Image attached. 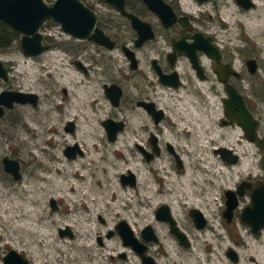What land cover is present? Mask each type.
I'll return each instance as SVG.
<instances>
[{"label":"rangeland","instance_id":"obj_1","mask_svg":"<svg viewBox=\"0 0 264 264\" xmlns=\"http://www.w3.org/2000/svg\"><path fill=\"white\" fill-rule=\"evenodd\" d=\"M46 1L51 4L54 0ZM84 1L101 15L108 16L106 0ZM256 4L255 8L244 11L229 7L212 12L210 28L225 52L234 54L236 67L247 79L242 83L247 88L243 93L259 119L258 140L255 141L246 137L236 121L223 122L228 120L221 101L226 95L223 90L202 94L205 103L202 102L201 106L198 96L187 91L172 92L156 83L150 60L159 55L157 48L165 49L162 43L149 41L137 50L139 64L137 70H133L119 49L105 50L103 53L112 56L107 60L100 56L101 48L87 44V41L82 45L65 33L56 21L49 19L40 27V32L51 48L42 54H24L20 46L21 33L9 46L0 47V60L9 72L7 80L0 77V91L21 90L39 96L36 105L15 104L0 117V195L4 199L0 197V201L7 207L6 210L0 209V264L11 248L28 258L30 264H86V259L121 264L118 253L125 248L115 232V224L120 220L128 222L136 235L147 224L155 226L159 242L152 245L162 264L230 263L225 255L227 239L222 240L221 246L212 240L215 234L222 233L220 221L213 218L210 223L214 228L196 229L188 210L192 206L202 207L205 196L207 210L214 208L223 187L233 185L249 173L258 172L260 165L264 164L260 151L264 147V0H256ZM133 33L128 26L126 41L130 46ZM78 53L84 55L85 63L91 66L86 74L72 61ZM249 57L258 60V71L254 74L243 68L245 59ZM147 78L155 84L153 89L147 85ZM111 80L118 81L123 88L118 107L113 106L103 87V82ZM81 83L87 87L88 93L82 95L79 92ZM145 93L165 111V119L158 125V136L163 146L169 142L179 152L184 163L180 172L166 150L147 161L136 147L137 142L145 143L148 129L152 128L147 113L136 105L137 98L145 96ZM108 117L125 122V128L112 141L102 124ZM83 119L92 125L91 131L98 134V139L81 136L87 124L82 123ZM68 121L74 123L73 130L65 129ZM122 142L125 147L116 149ZM75 143L82 153L69 158L64 148ZM91 143H102L103 148L96 153L111 155L117 164L111 170L104 169L103 173L91 170L88 181L91 180L96 188L103 183L98 178L99 174L106 176L109 194L115 189L124 193L120 208L110 204V196L89 205L81 199L86 187L77 188L76 181L83 173L78 161L86 158L85 166L91 163L87 160ZM192 143L196 145L193 147ZM220 147L238 155V161L226 162L216 151ZM4 156L18 160L20 179H14L4 169ZM205 156L212 158L211 167L207 168ZM44 159L51 165L48 169L43 168ZM195 165L200 169L201 177L188 180V173ZM164 169L170 173L168 181L164 177ZM128 171L136 176L135 185L122 184L120 174ZM140 175L146 176L144 184L140 183ZM214 178L217 181L211 183ZM71 183L76 189L67 192L75 201L77 211L71 210V200L64 192ZM92 196L93 193L90 194ZM129 197L137 201V205L132 202L126 204ZM52 198L56 201V209L50 205ZM161 202L169 203L174 210L180 225L187 231L190 246L179 244L163 223L155 221L154 212ZM80 212L84 218L78 217ZM210 212L213 211L210 209ZM21 214L25 215L23 219L28 231L15 228L18 224L16 216ZM82 225L86 228L83 235ZM66 226L72 230L71 236L59 233V228ZM108 230H113L114 234L107 237ZM99 236L102 244L98 242ZM50 241L53 243L47 247ZM73 242L86 245L87 250L72 251ZM256 249L244 250L241 264H252L248 257L250 254L259 259L264 251ZM130 256L136 258L132 253Z\"/></svg>","mask_w":264,"mask_h":264},{"label":"flooded vegetation","instance_id":"obj_2","mask_svg":"<svg viewBox=\"0 0 264 264\" xmlns=\"http://www.w3.org/2000/svg\"><path fill=\"white\" fill-rule=\"evenodd\" d=\"M82 1L85 3L84 0ZM162 2L169 6L175 15L173 21H171L169 25H164L158 15L143 0H124L123 11L118 8L111 0H106V8L109 10L108 16L101 15L97 9H94L85 3L96 13L95 27H97L102 32L103 36L107 38V41L109 43H112L113 45L112 47H109L105 44H100L90 36L86 38H77L74 36L72 37H74L76 41L81 42L82 45L87 41V44H94L96 47L101 48L102 53H100V56H105L107 60H111L112 56L110 55V53H103L105 50L111 52L114 49H119L123 53V56L127 59L130 68L133 70H137L139 64V60L136 56L137 50H139L144 44L148 43L149 41L162 43L165 45V49L162 50L161 48H157V50L160 51L159 55L157 57L155 56L151 58L150 60V66L154 73L157 84H161V86L166 87L172 92L187 91L191 94H194L193 96H198L197 101L201 106L202 102L205 103L204 99L202 100V94L206 92H220V90H223L226 94L221 98L223 104L224 99L228 98L229 96L226 90V85H232L239 93L242 94L246 107L258 120L259 126V119L255 116L253 107L250 105L249 100H247L246 95L243 93L247 89L242 84L246 77H244L236 67L234 54L225 52L224 46L219 42L216 34L213 33L210 29L212 12H220L222 8L229 7H235L239 10L244 11L247 9L255 8L257 6L256 0H162ZM247 3L250 4L249 7L246 6ZM128 13L133 14L141 21L149 24L150 29L152 30L153 37L144 41L139 46L135 45V40L138 38V31L132 26V19L128 15ZM128 26L131 27L134 32L131 46L126 41V30ZM94 32L95 30L92 31V33ZM202 40H204L205 43L209 45L211 50H217V53H209L206 50L202 49ZM42 42L43 44L48 45L47 50L51 48V45L43 38V35ZM125 47L134 52V56L136 58L135 68L131 67V61L124 52ZM81 49H83V46H81ZM249 58H253L256 60V70L254 72H250L248 68L247 60ZM249 58L245 59L243 68L245 67L250 74H254L258 71V60L254 57ZM72 61L76 65V67L83 73L86 74L88 70H90L89 68L91 66L90 64L85 63L84 55L78 53ZM161 76L163 77V80H161ZM146 80L147 85L151 86V89H153L155 84L152 83L148 78ZM111 85H116L121 89L119 103L118 105H113L115 107H118L123 96V88L121 87L119 82L115 80L103 82L105 93L106 88L110 87ZM144 91L146 92L147 89H145ZM196 99L197 98H195L194 101H196ZM140 102H153L156 109H162L164 115L161 120L155 122L153 115H151L147 111L143 104H139ZM136 105L147 113L149 119L152 122V128L148 129L145 143L137 142V149L147 161L155 159L164 150H166L174 158L177 166V171L180 172L181 170H183L184 163L179 152L171 143L165 142V145L163 146L159 140L158 132L160 131V129L158 128V125L165 119V111L163 107L157 104V102L153 100L150 95H148V93H145V96H140L139 98H137ZM6 109L10 108L6 107L5 111ZM226 121H229L230 123L234 122L231 121L229 117L228 120H223V122ZM123 123L125 128V122L123 121ZM257 131L258 130H256V137L253 141L258 140ZM152 135L156 136V141L154 144L150 140ZM139 136H141V133L139 134ZM260 151L263 157L264 147H262ZM145 153H148L151 158L147 159ZM178 159L181 164L178 163ZM258 187H261L259 190H257L258 193L264 195V164L260 165V170H258V172L249 173L238 179L233 185L223 187L219 193V201L214 208H209V211L207 210V200L205 196L204 199H202V207L192 206L188 210V216L191 218L193 226L196 229L205 231L209 227L214 228L210 223L213 218H217L220 221L222 233L218 232V235L215 234L212 237V240L215 241L216 245L221 246L222 240L224 238L227 239V244L225 246V255L230 263L225 262L224 264H241V253L244 250L253 249V247H257V249L260 248L258 250L260 252L264 251V225L257 224L255 226H252L246 222V218L252 216V213L246 212V210L249 208L259 209L258 213L255 214V217H257L258 219L264 218V212H261L264 211V205L254 207L251 200L253 191ZM230 199L231 201H229ZM164 204L169 207V212L173 219V224L168 220L159 219L156 216L158 207ZM195 209L200 211L202 215V220L204 221V225L202 227H197L196 222L194 221L192 211H194ZM210 209L213 212H210ZM154 218L157 223H163L167 227L169 233L177 240V242H179V244L182 243L180 242L177 234L172 231V228H174L177 232L184 233V235L186 236L185 239L188 241V244L184 246H190V240L187 231L180 225L179 219L175 216L174 210L169 203H159V205L155 209ZM120 221L115 224V232L119 235L122 246L123 248H125V250L122 249L118 253L119 258L121 259V264H146L143 260V254L152 257L153 263L149 264H162L158 259L159 253H156L154 251L155 247L153 248L152 245L159 242V232L156 230L155 226L152 224L143 226L140 229L139 235H136L134 232V236L138 239L139 243L145 246L144 253L142 254L135 250L132 245L124 244L117 228V224ZM147 226L151 227V231L156 236L155 240L146 239L143 236V231ZM108 234H110L109 236H111L114 234V231L108 230V232L106 233L107 237H109ZM98 242L100 244L103 243L102 237H98ZM229 250L233 252V258L230 257L228 253ZM130 253L134 254L136 258L133 259L130 256ZM248 257L252 261V264H264V252L261 254V257L259 259H256L252 254H250Z\"/></svg>","mask_w":264,"mask_h":264},{"label":"water","instance_id":"obj_3","mask_svg":"<svg viewBox=\"0 0 264 264\" xmlns=\"http://www.w3.org/2000/svg\"><path fill=\"white\" fill-rule=\"evenodd\" d=\"M118 8L123 11L124 0H111ZM160 18L164 25H169L174 19V13L172 9L164 4L162 0H143ZM250 6L249 3L246 4ZM132 19V26L138 31V38L135 40V45L139 46L144 41L151 39L153 36L152 30L149 24L141 21L138 17L128 13ZM49 19L56 21L62 28V30L71 36L77 38L91 37L100 44H105L112 47V43L107 41V38L103 36L102 32L95 27L96 24V13L88 7L82 0H54L51 4L45 0H0V20L5 21L13 28L21 33L20 46L24 54L30 56H37L48 49L47 44L42 42V34L40 32L41 25ZM95 30L94 33L92 31ZM202 49L209 53H217V50H211L209 45L202 40ZM124 52L131 61V67H136V58L134 52L127 47L124 48ZM247 65L250 72L256 70V60L249 58ZM84 68V67H82ZM221 74V73H220ZM9 76L8 69L4 62L0 60V77L7 80ZM161 80L163 77L161 76ZM228 98L224 99V112L231 121H236L244 130L246 137L249 140H254L256 137V130L258 127V120L253 116L250 110L246 107L244 98L236 88L232 85H226ZM106 93L110 98L113 105H118L119 98L121 96V89L116 85H111L106 88ZM38 95L34 92H27L21 90H1L0 91V116L4 114L5 108H11L14 104H31L36 105L38 103ZM143 104L147 111L153 115L155 122L161 120L164 115L162 109H156L153 102H140ZM103 126L106 129V133L109 140H114L117 133L124 128L123 121H116L108 118L103 120ZM66 130H73L74 123L68 121L65 125ZM150 140L154 144L156 136L152 135ZM156 149V148H155ZM157 150V149H156ZM224 160L233 163L238 160V155L232 153V151L226 147H220L216 149ZM64 153L69 158H74L77 154L82 153L80 146L75 143L73 145H67L64 148ZM147 159L151 156L145 153ZM178 158V157H177ZM4 169L11 173L14 179L21 178L20 165L18 160L4 156L2 158ZM178 163L181 162L178 159ZM120 180L122 184L134 185L136 178L134 173L128 171V173L120 174ZM261 187H258L253 191L251 200L254 207L264 205V195L258 193ZM231 201V199L229 200ZM50 205L53 209L57 208L56 201L50 199ZM259 209L249 208L246 212L252 213V216L246 218V222L252 226L257 224L264 225V218L258 219L255 214L258 213ZM264 212V211H261ZM194 221L197 227H202L204 221L200 211H192ZM156 216L159 219L168 220L173 224V219L169 212L167 205H161L156 211ZM119 233L123 239L124 244L132 245V247L140 253H144L145 246L140 244L138 239L134 236V231L130 225L125 221L121 220L117 224ZM180 242L183 245H187L188 241L185 239L184 233L177 232L172 228ZM61 235L71 236L72 230L66 226L65 228H59ZM110 234H108L109 236ZM143 236L146 239H156V236L151 231V227L147 226L143 231ZM230 257L233 258V252L228 251ZM143 260L146 264L153 263V259L150 256L143 254ZM3 264H30L28 258L24 257L20 252L11 248L3 257Z\"/></svg>","mask_w":264,"mask_h":264},{"label":"bare ground","instance_id":"obj_4","mask_svg":"<svg viewBox=\"0 0 264 264\" xmlns=\"http://www.w3.org/2000/svg\"><path fill=\"white\" fill-rule=\"evenodd\" d=\"M81 87L78 88L79 92L83 95L88 93V89L87 87L81 83ZM90 91V90H89ZM75 101L78 102V98H75ZM82 123H87L86 120L83 119ZM92 125L90 124H86L84 126V130L81 133V136L86 137L87 139H98V134L95 131H91ZM44 133H41V137H43ZM121 140H123L121 138ZM193 147L196 145L195 143H192ZM120 147H125L124 142L119 143V147H117L116 149L121 150ZM88 156H87V160H90V164L85 166V161L86 158H81L78 162H79V166L82 169L83 173L81 172L79 174V176L81 177V179L79 181H76L77 184V188H81V187H86V190L82 193L83 197L81 198L83 200V202L85 204H94L96 202H100L103 201L104 198H108L110 196V200H112V203L110 202V204H112V206L114 208H120L121 207V201L124 198V193L122 191H120L119 189H115L113 190L110 194L107 192V188L109 186V184L106 183V176L100 175L98 176L99 179H102L103 183H99L98 186L96 188H94L92 181H88V175L91 172V170H97L100 173H103L104 169H108L111 170L113 167H115V165L117 164V162L114 160V158L111 155H107L105 156L104 153L101 154H97L96 151L100 150L101 148H103V144L102 143H91V145H89L88 147ZM106 153V152H105ZM205 161L206 163H208V167H211L213 165V160L210 157L205 156ZM208 160V161H207ZM42 164H43V168L48 169L51 165L47 160H42ZM164 174H165V179L168 181L169 180V176L170 173L167 170H163ZM68 172V171H67ZM66 172V173H67ZM76 173V172H75ZM188 180L194 181V180H199V178L201 177V171L198 168L197 165L194 166V168H191V170L188 173ZM140 183L144 184L146 181V176L144 175H140ZM83 181V184L82 182ZM217 178H214L211 180V183L216 182ZM74 188V184L71 183V185H69V187L64 189V192L66 193L65 196L68 198V200H71L72 203V211H77L76 210V205H75V201L71 198L69 192H67L68 190H73ZM76 188H74L75 190ZM93 193V196L90 197V194ZM1 200L4 201V199H2V195H0ZM7 199L10 200L9 197H6ZM134 203V205H137V201H132V199L129 197L126 200V204L127 203ZM125 204V205H126ZM124 207V205H122ZM7 209L6 205L4 204V202L0 201V209ZM80 215L78 216L79 218H84L83 215L81 214V212L79 213ZM25 215L21 214L19 216H16L17 218V225L15 226V228L17 229H21L24 231V229H26L28 231V227L26 226V224L24 223V218ZM80 228L82 229V233L81 235H83L86 232V228L84 225L80 226ZM11 229H13V227H11ZM2 235V234H0ZM53 243V241L48 242L46 245L47 247L50 246V244ZM71 250L73 251H85L87 250L86 245L82 244V243H77V242H73L71 243ZM38 256V255H37ZM86 264H107L105 261H101L99 259H86L85 261ZM37 264H42L41 262L37 263Z\"/></svg>","mask_w":264,"mask_h":264},{"label":"trees","instance_id":"obj_5","mask_svg":"<svg viewBox=\"0 0 264 264\" xmlns=\"http://www.w3.org/2000/svg\"><path fill=\"white\" fill-rule=\"evenodd\" d=\"M18 35H20L18 30L3 20H0V47L9 46L12 40H14Z\"/></svg>","mask_w":264,"mask_h":264}]
</instances>
